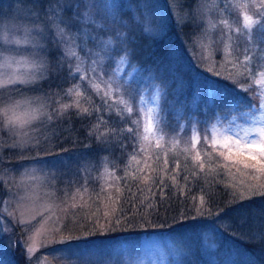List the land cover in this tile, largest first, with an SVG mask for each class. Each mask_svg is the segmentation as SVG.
<instances>
[{"label":"trees","instance_id":"trees-1","mask_svg":"<svg viewBox=\"0 0 264 264\" xmlns=\"http://www.w3.org/2000/svg\"><path fill=\"white\" fill-rule=\"evenodd\" d=\"M156 1L165 12L158 19L166 28L161 39H150L144 34L133 16L123 12L119 1L114 22L99 8L102 11L99 15L104 17L102 27L96 23L82 25L75 17V10L64 5L61 15L68 20L63 23L67 43L51 37L47 40V75L39 87L47 93L52 125L63 137L58 150L72 166L64 176L70 178L69 195L61 197L63 203L69 200L64 204L69 207L61 210V214L69 228L79 225L84 216L85 221L95 220L99 230L92 236L93 240H111L113 245L116 241L142 239L155 233L176 236L181 239L184 251L178 256L177 264H264V193L240 200L227 186L205 178L196 168L198 165L201 169L200 160L195 159L192 168L188 166L193 165L191 159L176 161L165 153L167 141L176 138L179 131L180 136L187 138L189 124L205 135L218 120L223 122L254 111L264 99V92L254 79L246 76L236 84L229 83L232 88L229 98L224 90L216 94L215 88V99L208 100L207 94L198 89L199 72L193 70L192 62L182 64L181 56L173 62L174 53L179 51L184 58L188 57L183 53L187 45L183 44V36L191 37L190 29L186 24L179 27L170 16L174 0ZM7 2L0 0V13L7 9ZM23 2L33 6L26 0ZM152 10L148 8V12ZM39 19L42 25L46 24L45 29L49 28L48 20ZM124 29L127 37L118 40L119 31ZM86 33L116 37L103 50L99 47L100 39L95 42L99 49L88 46L90 50L86 51L78 42ZM91 43L92 39L88 41ZM177 45L182 48L178 50ZM77 48L76 56L65 55L76 52ZM125 49L128 56L121 63ZM177 64L181 75H173ZM140 71L142 75L138 76ZM127 82L141 85L146 91L149 87L153 100L162 91L170 96L174 90L186 95L188 100H194L197 94L202 99L185 107L177 127L167 113L169 102L160 96L161 106L154 112L155 133L156 130L161 133L157 141L159 138L148 135L143 116L135 121L115 108L133 104L124 88ZM184 82L194 88H188ZM134 96L138 98V94ZM176 100L175 104H179L181 98ZM229 103L230 108L226 107ZM205 140L204 149L217 154L208 139ZM224 157L235 169L256 172L250 166L255 162L239 153H227ZM131 248L125 249V259L120 254L122 263L131 261ZM0 264H3L1 260Z\"/></svg>","mask_w":264,"mask_h":264},{"label":"rangeland","instance_id":"rangeland-1","mask_svg":"<svg viewBox=\"0 0 264 264\" xmlns=\"http://www.w3.org/2000/svg\"><path fill=\"white\" fill-rule=\"evenodd\" d=\"M26 1L33 6H26L23 0H9L7 9L0 13V260L3 264H118V260L119 264H177L178 256L184 251L181 239L176 236L155 233L142 239L116 241L118 243L113 245L111 240H93L92 236L99 230L95 220L85 221L84 216L79 225L68 227L61 210L69 207L68 204L64 206L69 200L63 203L61 197L69 195L70 178L64 176L69 174L72 166L58 150L61 148L60 137H63L52 125L47 93L39 87L47 75V40L50 37L59 40L61 30L65 34L63 23L68 20L61 15L64 5L75 10V17L82 25L96 23L102 27L101 10L114 22L112 18L120 1L123 12L131 14L150 39H161L166 30L158 22L165 13L162 6L156 0H125L124 3L121 0H86L89 3L85 0H53L51 4L48 0ZM175 1L169 14L179 27L186 24L191 37L183 36V44H187L183 53L188 57L184 58L179 51L174 53L173 62L178 57L184 60L182 64L192 62L193 70L199 72L198 89L207 94L208 100L213 102L219 90H224L225 97L229 98L232 90L229 83L236 84L246 76L254 79L256 86L264 92V29L253 28L250 32L243 29L246 15L252 19L260 18L255 13L264 12V0ZM96 5L98 9H95ZM151 7L153 10L148 12ZM39 17L50 22L49 28L45 29L46 24L42 25ZM224 20L229 22L226 27L221 25ZM233 28H239V33L230 30ZM41 30L43 39L37 35ZM119 33L118 40L128 35L125 29ZM114 37L113 34L102 37L86 33L78 42L89 51L88 46L97 49L95 42L101 39L99 47L103 50ZM91 39L93 43L88 44ZM37 44H43V49ZM245 50L251 56L247 63H244ZM39 62L44 64L43 68L37 66ZM179 69L177 64L173 75H181ZM139 75H142L141 71ZM134 84L127 82L124 87L133 104L121 109L113 106L135 121L143 116L148 135L159 138L157 141H160L161 133L157 130L155 133L154 112L161 106V97L169 102L167 113L177 127L185 107L202 99L197 94L194 100H188L186 95H179L174 90L170 96L162 91L153 100L149 87L146 91L143 86ZM177 97L181 98L179 104H175ZM108 100L111 103L109 96ZM260 126H264V99L252 112L232 116L223 122L218 120L209 126L210 133L205 135L189 124V131L185 133L187 138L180 136L179 131L176 138L167 141L165 153L176 161L186 157L191 159L193 165L188 166L192 168L195 159L200 160L201 169L198 165L196 168L205 178L227 186L240 200L251 199L264 193L262 166L257 165L255 173L245 168L235 169L224 156L236 152L242 158H249L250 153L257 152L259 144L249 149L247 141L260 139L250 131ZM205 138L217 154L204 149ZM130 248L131 261L122 263L120 254L125 259L126 250Z\"/></svg>","mask_w":264,"mask_h":264},{"label":"snow or ice","instance_id":"snow-or-ice-1","mask_svg":"<svg viewBox=\"0 0 264 264\" xmlns=\"http://www.w3.org/2000/svg\"><path fill=\"white\" fill-rule=\"evenodd\" d=\"M53 2V0H49V4H51ZM262 7H264V5H262ZM256 16H259L260 18L259 19H252L250 17H248L247 15L244 17V20H243V29L245 31H248L250 32L253 28H260V29H264V12H256L255 13ZM228 21L227 20H224V21H221V25L222 26H228ZM213 27H215L216 25L213 24L212 25ZM231 31H235L237 33H239L240 29L239 28H233V29H230ZM37 35L41 37V39L44 38V33L43 31H38L37 32ZM59 36H60V39L58 40L59 43H67V41L64 39V36H63V30L60 31L59 33ZM16 43H19V41H17ZM37 47L40 48V49H43L44 45L43 44H37ZM245 56H244V63H247L250 59H251V56L247 54V50H245ZM65 55H68V56H76L77 53L76 52H72V51H69V52H66ZM128 56V52L127 50L125 49L124 50V55L121 56L120 58V62L123 63L124 62V59ZM38 67L40 68H43L44 67V64L42 62H39L37 64ZM245 91H247V89H244ZM226 107H231V103L227 104ZM249 108H251V105L249 104L248 106ZM250 131L252 132H255L257 134V136L260 138V139H256V138H252V139H249L247 141V147L249 149H252L254 146H256L257 144H259V149L257 152L255 153H250L249 155V159L251 161H254L255 163L251 164L250 166L252 168H256L257 165H261V171H264V126H260V127H257L255 129H250ZM238 143V141H237ZM221 155H223V152L221 153ZM245 167H249V165H245ZM0 230H2V228H0Z\"/></svg>","mask_w":264,"mask_h":264}]
</instances>
